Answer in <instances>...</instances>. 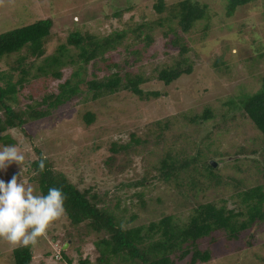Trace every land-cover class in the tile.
Masks as SVG:
<instances>
[{
  "label": "rangeland",
  "instance_id": "obj_1",
  "mask_svg": "<svg viewBox=\"0 0 264 264\" xmlns=\"http://www.w3.org/2000/svg\"><path fill=\"white\" fill-rule=\"evenodd\" d=\"M164 1L167 8L159 13L155 7L159 0H0V33L42 18H54L46 53L35 61L31 71L38 72L40 65L48 67L45 59L53 55L65 61L62 76L52 75L46 80L47 89L56 90L59 83L69 78L87 83L120 71L141 73L148 78L142 84L146 91L161 92L159 97L149 100L123 90L90 103L76 101L44 120L26 124L27 133L18 128L0 131V149L17 144L26 157L23 171L21 165L13 163L7 170H0V179L8 182L17 175L33 187L35 194H41L31 178V162L41 150L79 188H92L91 192L98 194L108 191L104 197L128 227L148 223L164 214L186 219L197 201L215 200L236 207L240 190L264 184V136L239 107L245 95L262 85L264 0L239 6L232 14L227 12V0H193L207 5V15L188 32L180 30L172 17L170 5L179 0ZM150 22L156 23L140 29V25ZM75 31L98 38L114 32L126 35L105 54L106 59L100 57L97 64L92 61L83 68L80 50L67 44ZM140 33L141 38H137ZM148 34L152 36L150 41L144 38ZM177 36L181 39L176 45L172 40ZM184 44L194 71L165 84L156 77L157 70L174 64ZM62 45L66 48L62 49ZM136 50L141 53H135ZM14 57L0 59V72H11V79L16 82L21 72L10 66ZM29 79L34 87L30 84L21 89L17 85L16 107L39 106L46 89L39 87L45 85L33 81L32 76ZM31 90L35 91L33 97ZM207 109L212 114L203 118ZM87 110L96 115L89 125L83 118ZM167 118L173 124L165 131L164 140L157 143L159 130L154 128L151 133L149 125ZM133 132L149 139L145 148L121 153L111 169L107 158L113 142L128 143ZM167 149L192 161L189 170L170 182L156 178L158 172L154 167ZM211 161L217 163L212 172L204 165ZM145 176L150 180L146 185L134 184ZM69 222L65 213L51 223L46 235L33 246V264H69L62 258L61 248L73 258L72 264H83L81 260L87 256L94 264L98 255L94 245L97 234L82 225L72 227ZM215 236L214 244L210 237L201 241L203 249L212 248V260L197 264L264 263V224L254 230L251 246L245 252L241 248L248 244L245 236L238 241H229L220 233ZM16 247L0 240V264H13ZM190 258L189 255L177 260L176 264H190Z\"/></svg>",
  "mask_w": 264,
  "mask_h": 264
},
{
  "label": "trees",
  "instance_id": "obj_2",
  "mask_svg": "<svg viewBox=\"0 0 264 264\" xmlns=\"http://www.w3.org/2000/svg\"><path fill=\"white\" fill-rule=\"evenodd\" d=\"M252 1L255 0H227V12L232 14L237 7ZM170 6L172 17L178 21L179 28L183 32L190 31L198 20L207 15V5H202L198 1L179 0ZM155 7L161 13L167 8V3L159 0ZM54 22L52 17L42 18L34 23L0 33V59L4 57L10 59L15 55L10 66L12 70L21 72L16 82L12 81L11 72H0V111L2 112H0V131L18 128L27 133L26 124L44 120L54 115L55 110L67 104H73L76 101L90 103L123 90L132 92L142 100L161 95L160 91H146L142 87L148 78L141 73L122 74L120 71L111 72L100 79L89 80L87 83L83 79L75 81L69 78L59 83L56 90L47 89L46 80L52 75L60 78L61 68L65 61L61 60L58 55H53L45 59L48 67L40 65L37 67L38 72L32 74L31 71L35 61L46 53V44L52 36L51 30ZM154 23L156 22L140 25V29L152 27ZM158 23L162 24V22ZM125 35L114 32L104 38H98L89 33L82 34L80 31H75L69 35L67 44L80 50L79 60L85 68L84 65L92 61L97 64L100 57L106 59L105 54L117 47ZM137 38H141V33ZM144 38L150 41L152 36L148 34ZM179 39L181 37L177 36L172 42L177 45L180 43ZM61 48L65 49L66 45H62ZM187 50L186 44L182 45L180 56L175 63L158 69L156 77L165 84H170L184 74H191L195 66L193 61L185 55ZM135 53L140 54L141 52L136 50ZM218 61L224 63L221 60ZM75 75L80 76V73L76 72ZM30 76L33 77V81H40L45 85L42 88L39 87L40 89L46 88L39 106L16 107L17 85L20 84L21 89L29 86L32 82L29 79ZM261 83L257 91L245 95L240 100L239 107L264 136V75ZM84 84V90L87 89L85 92H83ZM31 86L34 87L33 84ZM34 95L35 91L31 90L30 97ZM211 114L212 111L207 109L203 118L210 117ZM83 118L89 125L95 121L96 115L93 111L87 110ZM192 121H196L195 118H192ZM172 124L169 118L158 119L150 123L151 133L154 128L159 130L157 143L164 140L165 131ZM148 141V138L133 132L130 142H113L107 165L113 169L121 153L126 155L135 151L137 147L145 148ZM41 160L44 163L43 170L40 168ZM191 162L190 159H182L176 156L171 149H167L166 154L162 155L158 163L154 165L158 172L156 178L170 182L178 178L182 171L189 170ZM204 165L210 172L216 170L212 163H204ZM31 173V178L37 183L41 194L46 195L50 187H57L63 191L64 208L70 226L82 225L97 234L98 239L95 240L94 245L98 255L94 264H115V262L118 264H176L177 260L182 261L189 255L190 264L210 262L213 258V250L211 247L204 249L201 247L203 239L210 237L212 238L211 243L214 244L217 239L216 233L223 234L229 241H238L245 236L248 244L241 247L245 252L251 246L254 230L264 224L263 183L240 190L237 194L239 202L236 207L231 208L215 200L197 201L186 219L178 218L174 214H164L157 219H151L148 223L128 227L122 224L123 217L111 208L107 198L104 197L108 191L98 194L91 192L92 188H79L65 173L58 170L53 161L41 150L38 158L31 162ZM148 181H150L149 176H145L134 184L144 186ZM182 203L186 205L185 201ZM61 253L62 258L72 264L73 258L63 248H61ZM34 255L32 245L17 246L12 253V263L33 264ZM46 255L49 256V253ZM92 262L90 256L81 260L83 264Z\"/></svg>",
  "mask_w": 264,
  "mask_h": 264
},
{
  "label": "clouds",
  "instance_id": "obj_3",
  "mask_svg": "<svg viewBox=\"0 0 264 264\" xmlns=\"http://www.w3.org/2000/svg\"><path fill=\"white\" fill-rule=\"evenodd\" d=\"M25 159L17 144L5 145L0 149V170L15 163L23 171ZM40 168H44L43 160ZM64 201L60 188L50 187L46 195L35 194L33 187L17 175L8 182L0 179V240L12 246H34L51 223L65 214Z\"/></svg>",
  "mask_w": 264,
  "mask_h": 264
},
{
  "label": "water",
  "instance_id": "obj_4",
  "mask_svg": "<svg viewBox=\"0 0 264 264\" xmlns=\"http://www.w3.org/2000/svg\"><path fill=\"white\" fill-rule=\"evenodd\" d=\"M211 163L214 165V166H216L217 165V163L215 162V161H211ZM67 243L65 244V248L67 247Z\"/></svg>",
  "mask_w": 264,
  "mask_h": 264
}]
</instances>
